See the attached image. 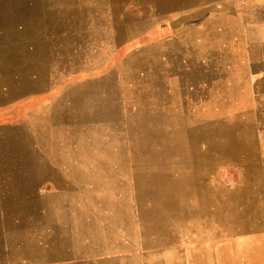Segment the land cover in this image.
I'll return each mask as SVG.
<instances>
[{"label": "rangeland", "instance_id": "1", "mask_svg": "<svg viewBox=\"0 0 264 264\" xmlns=\"http://www.w3.org/2000/svg\"><path fill=\"white\" fill-rule=\"evenodd\" d=\"M112 3L91 35L0 42V264H264L263 124L217 73L243 42L205 56L215 28Z\"/></svg>", "mask_w": 264, "mask_h": 264}, {"label": "crops", "instance_id": "2", "mask_svg": "<svg viewBox=\"0 0 264 264\" xmlns=\"http://www.w3.org/2000/svg\"><path fill=\"white\" fill-rule=\"evenodd\" d=\"M124 26H151L168 28H215L214 37L200 38L202 53H221L233 57L241 49L246 53V63L221 67L232 75L243 76L241 98L253 108L257 122L263 124L262 139L263 178L257 186L264 197V0H118ZM112 0H0V42L13 45L34 44L37 52L56 36L81 32L93 34L96 22L109 24ZM100 11H103L102 13ZM132 11L141 14H132ZM108 20V21H107ZM130 20V22H128ZM107 22V24H105ZM74 28V29H73ZM230 28V35H222ZM71 30V31H70ZM204 35L206 36L205 32ZM53 37V39H52ZM223 42L228 44H223ZM230 53V54H229ZM244 58V57H242ZM234 94L237 93L235 90ZM234 98V97H232ZM251 112V113H252ZM264 201V200H263Z\"/></svg>", "mask_w": 264, "mask_h": 264}, {"label": "bare ground", "instance_id": "3", "mask_svg": "<svg viewBox=\"0 0 264 264\" xmlns=\"http://www.w3.org/2000/svg\"><path fill=\"white\" fill-rule=\"evenodd\" d=\"M3 47V46H2Z\"/></svg>", "mask_w": 264, "mask_h": 264}]
</instances>
